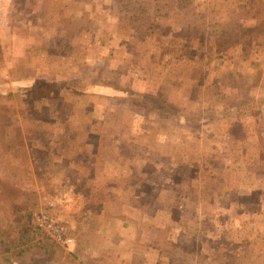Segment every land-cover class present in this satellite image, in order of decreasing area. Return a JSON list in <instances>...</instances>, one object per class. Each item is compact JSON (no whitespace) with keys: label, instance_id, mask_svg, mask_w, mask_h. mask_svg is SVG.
<instances>
[{"label":"rangeland","instance_id":"374dc122","mask_svg":"<svg viewBox=\"0 0 264 264\" xmlns=\"http://www.w3.org/2000/svg\"><path fill=\"white\" fill-rule=\"evenodd\" d=\"M0 12L8 20L7 25L0 28L2 36L6 37L16 29L23 39L29 41L27 55L20 58L24 68L20 69L12 67L9 62L8 45H0V82L4 91L8 90L7 86L14 87L16 77H40L36 67L44 65L42 51L50 49L58 55L72 51L76 60L84 61L90 56L94 64L84 66L90 79L97 74L121 79L140 91L161 93L189 109L223 108L251 99V109L255 107L254 111L260 113L256 107L264 104V0H0ZM94 37L118 45L117 51L109 53L108 49L98 46L89 49L87 44ZM73 41L78 46L72 47ZM28 53L33 56L32 66L24 64L28 62ZM50 101L49 109L33 105L31 98L22 101L18 95L0 97V138L3 133L22 137L26 149L21 144L9 149L14 158L21 160V156H27L29 161V168L17 165V160L11 167L3 166L9 154L2 156L1 153L6 151H2L0 145V173L18 170L31 173L27 174L24 188L28 193L8 191L7 186H3L7 180L0 174V235H6L4 237L15 243L21 236L29 239L31 233H36L33 220L29 218L42 211L55 215L75 236L68 223L56 213V206L44 197L48 193L44 195L41 191L44 183L62 178L48 174L52 171L50 164L54 161L55 151L60 146L59 137L77 135L80 138L78 143L83 146L81 143L88 136L86 131L96 128L97 136H103L101 153L110 149L115 158L120 151L119 146L127 144V135L135 133V126L142 120L128 104H121L119 98L112 99V111L106 114L102 112L106 107L102 101L86 99L81 104H95V110L74 124L83 123L84 127L73 129V124L70 128L66 123L62 128L59 123H63L65 117L64 110L62 113L58 111L61 100ZM43 102L49 101L45 99ZM57 107L59 109H55ZM56 110L59 115H55ZM248 119L223 125L207 119V125L192 124L188 128H179L176 135L171 125L159 128L153 122L142 120L150 126L148 131L158 130L160 138L164 132L171 131L169 135L176 146L184 136H192L191 149L195 153L203 147H196L200 145L201 137L216 138L220 142L219 148L215 143L211 146L209 139L205 143L208 146L206 157H213L210 163L216 167L212 177L222 184L224 190L222 210L225 224L220 228L221 237L206 242L194 233L190 253L178 259V263L264 264V118L258 121ZM107 122H112V126ZM145 134L150 133L146 131ZM115 136L120 139L116 140ZM36 138L45 142L41 150L34 142ZM138 139L153 148L173 151L172 147H159V141L150 135H141ZM213 150L223 151V155ZM183 151L179 146L174 153L180 157ZM44 152L50 157L49 162H43L49 160L41 157ZM225 152L229 155L226 156ZM235 156L239 160L236 165L235 161H228ZM205 163L202 160L201 165L195 164L192 173H205L204 167H208ZM44 168L47 172L40 176L41 172L44 174ZM182 177L179 180L181 184L185 182ZM205 180L207 186L214 182L210 176ZM139 186L143 203H149L157 196L150 180L141 182ZM237 187L239 196L236 198ZM254 187L255 194L250 192L252 195H248L249 189ZM163 199L166 204L171 202L168 194H163ZM231 203L239 217V225L238 222L233 223L232 228L230 223L226 224ZM175 210V216L180 217V211L190 212L191 209ZM211 210H206L208 217ZM25 228L29 230L25 232ZM36 230L44 241L52 242L53 239L48 238L50 236ZM31 241L38 248L42 245L38 244L34 234ZM201 245L205 247L202 248L204 254L195 255ZM12 251L17 256L11 258V264L41 262L39 253L29 258L21 246L14 245Z\"/></svg>","mask_w":264,"mask_h":264},{"label":"crops","instance_id":"0c3cea01","mask_svg":"<svg viewBox=\"0 0 264 264\" xmlns=\"http://www.w3.org/2000/svg\"><path fill=\"white\" fill-rule=\"evenodd\" d=\"M7 23L5 14L0 12V28ZM103 41L94 37L87 46L92 50L97 46L105 48L109 53L117 51L118 45ZM28 42L27 38L23 39L16 29L6 37H3L0 31V45H8V58L11 56L9 62L12 67L24 68L21 66L22 59L20 60V58L27 55ZM71 46L78 45H75L73 41ZM42 52H44L42 57L44 65L36 67L41 78L51 81L79 77L90 79L89 74L84 71V66L88 67L94 64L90 56L83 61L76 60L72 51H69L68 55H58L50 49H47V52L46 50ZM27 61L24 64L33 65L32 53L29 54ZM12 69L7 76L9 78ZM186 89H184L185 92ZM64 94L62 91L56 98L48 99V103L42 100L38 105L48 107L52 105L50 100H61L58 102L60 113H62L61 110H64L63 112L70 110V105L73 108L78 105L81 111L87 112L88 116L95 110V104L90 103L83 106L81 102L86 99H91V101L98 99L106 106L102 110L103 113L112 111L110 103L113 98L111 97L101 98L96 95H86L75 98L72 94L67 97ZM70 102L72 103L70 104ZM233 106L238 107V104ZM59 108L57 107V109ZM223 108L213 109L222 110ZM251 108L248 106L249 112L245 116L215 120V123L223 125V123H233V121L250 120L248 118H255L257 121L261 117L264 118V110L260 111V108L256 107V110L260 111L258 113L254 111L255 107ZM138 115L142 120H145L144 122H147L142 114L138 113ZM142 120L135 126L136 129L133 131L135 133L127 135L129 139L125 145L128 146L122 144L119 146L120 151L115 158H113L110 149L108 152L101 153L100 145L101 142L102 145L104 144L103 136H97L96 128L86 131L88 136L83 140L85 144L80 142L83 146L78 143L80 138L77 135L59 137L60 146L55 151L54 161L50 164L52 171H49L48 174L62 178L44 183L41 191L43 194L48 193L44 194V197L52 201L56 206L58 216L68 223L75 235L74 242L68 247L59 245V248L56 246L38 248L33 243L31 248L25 250L24 255L31 258L39 253L41 262H30L52 264L48 260L50 259V261H56L55 264H181L178 263V259L184 258L190 253L195 235L201 236V241L217 240L221 237L220 228L225 224L222 210L224 190L222 184H218L212 177L216 167L210 163L213 157H206L208 146L205 143L210 140L211 146L215 143L219 148V140L201 137L200 145H196V147H203L198 148L199 152L195 153L191 149L193 146L192 136H184L176 146L169 133L164 132V136L160 138V132L158 130L152 132L151 129L148 131L150 126L142 123ZM88 122L95 126L94 123ZM59 124L62 128L65 127V124L69 127L73 124V129L84 127L83 123L79 124L80 126L74 125L77 124V121L73 123V120L69 119ZM107 124L112 126L113 123L107 122ZM146 131L150 134H145ZM141 135H150L152 139L159 141V147L163 149L172 147L173 151L165 152L153 148L149 144L139 141L138 137ZM115 137L116 140L120 139L118 136ZM179 146L184 149L180 157L174 153V150ZM212 152L223 153L218 150ZM224 154L229 155L227 152ZM202 160L208 164V167H204L205 173H192L195 164L201 165ZM99 161L101 162L100 166L98 165ZM228 161H235L234 165H236L239 160L235 156ZM184 167L186 169H183ZM182 175V179L185 181L183 184L179 181ZM207 176L213 179L212 185H206L205 178ZM149 180L154 185L153 191L157 196L153 197L154 199L149 203H143L140 198L142 190L139 185L141 182ZM255 188L249 189L248 195L255 194ZM235 191L237 198L239 187ZM163 194H168L171 197L169 204L165 203ZM231 194L233 198L234 191ZM230 205L231 209L226 224L230 223L232 228L233 223L238 222L239 225V217L236 211L234 212V204ZM180 208H190L191 210L190 212L180 211L178 214L181 216L176 217L175 209ZM208 208L213 209L209 212L210 217L206 211ZM194 233L195 235H193ZM202 248L205 247L201 245L195 255L204 254ZM9 261L12 262V259L10 258Z\"/></svg>","mask_w":264,"mask_h":264},{"label":"trees","instance_id":"16d2710c","mask_svg":"<svg viewBox=\"0 0 264 264\" xmlns=\"http://www.w3.org/2000/svg\"><path fill=\"white\" fill-rule=\"evenodd\" d=\"M1 83L2 82H0V97H11L18 95L21 96L22 101L31 98L33 105H38L39 102L45 99L56 98V96H59L62 91L65 93V97H67L69 94H72L75 98H81V96L86 95H96L97 97L101 98H119L123 105L128 104L134 112L137 114H142L147 119V122H153L157 124L159 128L171 125L174 128L173 133H175V135L178 133L179 128H188L192 124H200L203 126L208 122L207 119H212L209 121L228 120L229 118H235L236 116H245L249 112L248 106L250 107L253 104V100L250 99L238 104V107L229 105L225 106L222 110L213 108L208 110L189 109L186 107L184 108L183 106L174 102L172 99L163 96L161 93L140 91L132 85L124 83L121 79L107 77L100 74H97L88 80L83 78H72L51 81L45 80L41 77H35L33 79H30V77H16V79L13 80V84L15 83L13 85L14 87H9L6 85L8 88L7 91L3 90V85ZM258 106L260 111L264 110V104ZM69 108L70 110H67L63 113L65 120L69 119L73 121H79L81 117L87 116V112L81 111V108L78 105H75L74 108ZM58 113L59 112L56 110L55 115H59ZM169 132L171 131L168 130L167 133ZM34 142L37 145L38 150H41L43 144H45V142H41L37 138ZM19 144L24 145L23 149H26V143L22 137H18L17 135L10 137L9 135L3 133L2 138H0V145L2 146L1 150L3 151V149H5L6 152L1 153V155L6 156L9 154V157L7 156L6 162L3 164V166L11 167L13 164H16L15 162L17 160V165L29 168L27 156H21L23 158L20 160L16 157L14 158L11 154L12 151L9 148H13L14 145L16 146ZM41 157L49 159L43 160V162H49L51 160L45 152L41 154ZM43 172L44 174L41 172L40 176L46 174V168L43 169ZM0 174L1 177H4L7 180L6 185L4 184L3 186H7L8 191L13 193L17 191L28 193L26 190H24V188L27 174H31L30 172L22 171L20 173L18 170L13 173L1 172ZM29 220L32 221L33 216H31ZM35 228L40 230L36 226ZM36 229L34 230L36 233H31L32 235L29 239L21 236L17 243H15V241L9 237H4L6 235H0V245H2L0 247V264L12 263L9 261V259L17 256V254L12 251L14 245L24 248V252L25 250L31 248V244H33V241H31L33 234L35 235V238H37L38 244H42H39L41 248H46V246L60 247L58 243L54 242L47 235L46 236L52 240V242L44 241V237H42ZM28 230L29 228L24 229L25 232ZM41 233L45 234L43 231H41ZM21 252L22 250L19 251V253ZM55 263L56 261H54L52 264Z\"/></svg>","mask_w":264,"mask_h":264},{"label":"built area","instance_id":"2783aa9c","mask_svg":"<svg viewBox=\"0 0 264 264\" xmlns=\"http://www.w3.org/2000/svg\"><path fill=\"white\" fill-rule=\"evenodd\" d=\"M33 223L56 243L69 246L74 242V237L68 232V227L55 215L47 211L35 213Z\"/></svg>","mask_w":264,"mask_h":264}]
</instances>
